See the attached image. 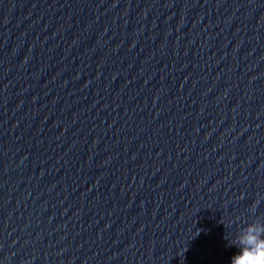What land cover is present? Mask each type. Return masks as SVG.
I'll return each mask as SVG.
<instances>
[{
  "label": "water",
  "instance_id": "95a60500",
  "mask_svg": "<svg viewBox=\"0 0 264 264\" xmlns=\"http://www.w3.org/2000/svg\"><path fill=\"white\" fill-rule=\"evenodd\" d=\"M264 221V0H0V264H231Z\"/></svg>",
  "mask_w": 264,
  "mask_h": 264
},
{
  "label": "clouds",
  "instance_id": "9594fccd",
  "mask_svg": "<svg viewBox=\"0 0 264 264\" xmlns=\"http://www.w3.org/2000/svg\"><path fill=\"white\" fill-rule=\"evenodd\" d=\"M229 247L238 251L231 264H264V221H254L240 228L235 237L229 240Z\"/></svg>",
  "mask_w": 264,
  "mask_h": 264
}]
</instances>
